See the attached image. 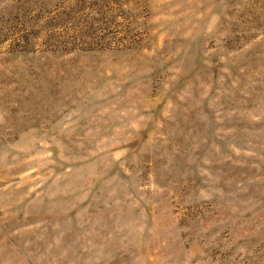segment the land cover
I'll return each mask as SVG.
<instances>
[{
  "label": "rangeland",
  "instance_id": "374dc122",
  "mask_svg": "<svg viewBox=\"0 0 264 264\" xmlns=\"http://www.w3.org/2000/svg\"><path fill=\"white\" fill-rule=\"evenodd\" d=\"M0 264H264V0H0Z\"/></svg>",
  "mask_w": 264,
  "mask_h": 264
}]
</instances>
